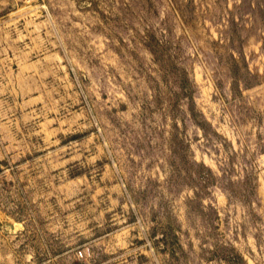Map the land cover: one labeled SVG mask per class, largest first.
Wrapping results in <instances>:
<instances>
[{
  "label": "rangeland",
  "instance_id": "obj_1",
  "mask_svg": "<svg viewBox=\"0 0 264 264\" xmlns=\"http://www.w3.org/2000/svg\"><path fill=\"white\" fill-rule=\"evenodd\" d=\"M0 264H264V0H0Z\"/></svg>",
  "mask_w": 264,
  "mask_h": 264
}]
</instances>
